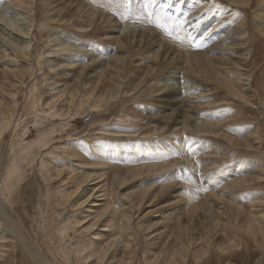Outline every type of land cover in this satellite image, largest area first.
<instances>
[{"label":"rangeland","instance_id":"obj_1","mask_svg":"<svg viewBox=\"0 0 264 264\" xmlns=\"http://www.w3.org/2000/svg\"><path fill=\"white\" fill-rule=\"evenodd\" d=\"M201 1L205 5L192 24L203 26V39L198 41V29L191 24L183 23L179 31L180 36H191L200 45L194 47L188 39L175 40L164 34L155 24L156 14L165 23L168 17L184 22V18L189 17L191 23L194 9L189 0H154L149 10L153 13L151 16L143 10L146 0H131L132 12L127 20L121 16L125 9L118 7L123 0H104L96 6L90 0H0V8L8 4L18 9L15 14H9L10 17L19 18L14 19L15 22L30 28L33 34L29 38L32 41L29 57L10 50L7 56L0 55V84L5 88L0 91V107L7 109L9 104L18 101L16 109L4 116V121L8 122L5 133H1L0 128V238L6 237L0 239L5 252L0 264H67L61 250L69 252L71 264H85L77 260L75 248L87 245L84 256L91 248L112 242L103 263L116 247L119 250L111 264H119L118 260L123 258L120 264H147L151 259L154 261H149L150 264H166L173 250L178 252L181 264H264V230L256 224V228L251 225L249 230L246 228L250 211L264 227V31L260 30V23L264 22V0H251L246 7L236 6L233 0ZM92 12H96L95 16ZM92 16L97 17L93 19ZM142 21L144 24L150 21V27L143 26ZM220 24L222 31L212 35L211 29ZM104 30H110L109 34L105 36L107 31ZM233 34H237L236 42H241L238 54H245L247 64L230 76L242 90H248V102L229 94L218 83L225 75L219 71L212 73L209 65H205L206 74L201 67L204 65L193 55L211 46L204 41L205 36H212L213 44H220L224 36ZM53 37L74 47L64 55V60L54 58L57 51L45 46ZM119 38L126 43V48ZM37 54L58 63L70 61L75 56L73 59L77 62H73L75 67L70 79L54 75L56 70H51L44 62L41 71H37ZM121 55L126 57L119 63L116 56ZM94 60L104 63L103 67L112 65L116 84L119 80L122 83L119 90H104L112 94L108 104L99 111L83 107L76 114V102L72 108L69 100L64 106L65 110L71 108L67 116L47 117L50 107L46 104L52 103L58 108L62 106L61 100L67 97L47 87L58 77V81L54 80L57 85L78 87L80 91L75 101L82 91L95 88L91 100L100 91L104 78L93 74L97 70L85 67ZM188 63L198 72L189 73L181 68ZM117 66H121L119 74ZM81 70L83 73L79 75ZM13 71L25 73L16 76ZM243 73L250 74L253 84L244 81L246 75ZM142 77L144 82L133 92L129 90L126 85L135 87ZM18 78L26 81L24 85L17 83ZM35 84L39 85L41 93L37 109L28 100L29 89ZM167 84H175V88L186 85L189 90L178 94L175 100L176 93L169 94L175 88ZM188 109L193 113L188 122L190 127L183 129V123L174 125L171 122L176 117L174 111L185 113ZM126 112L127 117L124 116ZM38 113L46 118L35 121ZM163 118L170 122L165 123ZM180 118L181 122L183 118ZM205 122L217 124L211 126L216 133L207 132ZM40 130L53 133L54 140L47 149L37 151L33 162L23 164L20 185L17 184L13 193L5 191L8 194L5 196L2 180L8 175L12 142L21 131L24 132L23 142L37 139ZM246 139L250 146L241 144ZM73 151L76 155H72ZM42 159L59 165L58 168L64 167L62 164L70 165L74 174L69 180L73 177V182L68 183L66 179L54 180L51 185L45 183L40 172ZM161 164L166 167L157 171ZM137 169L140 172L133 174ZM126 176L122 182L120 178ZM76 182L82 186L65 200L66 194L76 190ZM170 186L172 191H163ZM149 188L150 192L144 193ZM141 199L143 202L137 210L135 205ZM228 201L242 207L239 214L233 212L235 209L226 203ZM203 203L208 206L209 215L198 208ZM104 207L107 209L101 219L110 220L106 226L103 220L99 223L96 218ZM190 210L195 211L194 214ZM90 223L100 225L87 228ZM183 223L188 226L184 244L189 247L186 248L180 245L175 234L178 232L176 226ZM194 227L198 228L195 229L197 233ZM120 231L124 232L122 236ZM202 231L207 238L204 235L202 244L192 245L191 236H201ZM157 233L164 237L160 240L161 235H157L158 245L155 246H160L159 241L162 246L167 242L162 253L160 248L148 246V239ZM229 233L236 236L238 248L234 240H229ZM175 245H180L182 250L175 249ZM230 246L233 248L226 255L223 249ZM197 249L207 252L195 254ZM154 252H160V257ZM95 263V257L86 262Z\"/></svg>","mask_w":264,"mask_h":264},{"label":"bare ground","instance_id":"obj_2","mask_svg":"<svg viewBox=\"0 0 264 264\" xmlns=\"http://www.w3.org/2000/svg\"><path fill=\"white\" fill-rule=\"evenodd\" d=\"M104 1V0H103ZM103 1L102 0H90V3L91 4H94L95 6L96 5H101V4H103ZM234 1V3H235V5L236 6H249L250 5V2H251V0H233ZM111 3V2H110ZM109 3V4H110ZM134 3V2H133ZM187 3V2H186ZM190 4H192V6H191V8L192 9H194L193 11H191V17H193V18H191L190 19V21H191V23L189 22V17L188 18H184V20H185V22H184V25H188V24H191L193 27H195V28H197L198 29V32L196 33V35H199L200 34V36H196V38H198V41L200 40V39H203L202 37H203V34L205 33L204 32V29L202 28L203 26L201 25V24H192V20H194V17L196 16V14L204 7V5H205V3H203L201 0H189V5ZM10 6V5H9ZM113 8V7H112ZM112 8H110V9H112ZM104 9V8H103ZM109 9V8H108ZM115 9V8H114ZM18 10V9H17ZM17 10L16 9H13V8H11V7H8V4H7V6H3V7H1L0 8V55H1V53H3L5 56H7L8 54H10V52L9 53H7L8 52V50H10V51H14L15 53H23L25 56H27V57H29V53H28V48H29V46L32 44V41L29 39L30 37H31V35H33L31 32H30V28H28V27H25L24 25H19V21H18V24L15 22V20L14 19H16V17L13 19V17L11 16L10 17V15L9 14H12V13H16L17 12ZM114 11V10H113ZM98 12V11H97ZM19 13V12H18ZM93 13V12H92ZM94 14H96V12L95 13H93V15ZM115 14V13H114ZM262 15V14H261ZM14 16H16V15H14ZM95 16V15H94ZM94 16H92V18L93 19H95L96 17H94ZM199 16V15H198ZM89 17V16H88ZM119 17V16H118ZM92 18H90V19H92ZM108 18V17H107ZM111 18V17H110ZM257 18V17H256ZM260 18V17H259ZM20 19H21V17H20ZM90 19H89V21L88 22H90ZM152 19H153V17H152ZM17 20H19V18L18 19H16V21ZM97 20V19H96ZM101 20V19H100ZM118 20H119V18H118ZM264 20V19H263ZM49 21V20H48ZM94 21V20H93ZM93 21L90 23V25L93 23ZM98 21V20H97ZM145 22V21H144ZM149 23H151L150 21H148ZM29 23V22H28ZM97 23V22H96ZM149 23L147 24H144L143 23V21H142V25L143 26H145V27H147V28H149L150 27V25H149ZM48 25H49V23H48ZM87 25H89V23H87ZM93 25V24H92ZM82 26V25H81ZM259 26V25H258ZM192 27V28H193ZM211 27H213V26H211ZM195 28H193V29H195ZM222 28L223 27H221V24L220 25H218V26H216L214 29H211V31H212V35H215V34H217V32H220V31H222ZM260 30H262V31H264V22H262V23H260ZM104 31H107V32H105V36L106 35H108L109 34V31L110 30H104ZM156 31V30H155ZM191 31V30H190ZM196 31V30H195ZM236 31V30H235ZM193 32V31H192ZM191 32V33H192ZM233 32V31H232ZM122 33V32H121ZM157 33V32H156ZM185 33V32H184ZM230 33V32H229ZM122 34H124V33H122ZM134 34V33H133ZM158 34V33H157ZM162 35H164L163 33H161ZM238 34V33H237ZM237 34H233V35H229V37H227V35L226 36H224L225 38H223V41L220 43V44H218V43H216V44H213V42H212V36H205V39H204V41H208V44H211V46L208 48V50L207 51H204V48L201 50L202 52H196V55L195 54H193L194 55V57L196 58V60L197 61H199V63L200 64H203L204 66L206 65V66H208V68H210L212 71V73H218V71L221 73V74H224L225 76L224 77H221L218 81V83L220 84V86L221 87H224V88H226L227 89V92L229 93V94H232L233 96H234V98H236V97H238V98H240L241 100H243L244 102H248L249 100L247 99L248 97H246L247 95H248V90H242L239 86H238V84L234 81V78H231V76L230 75H235V73H236V71L239 69V67L240 66H243L245 63H246V59H247V57H245V54H238L239 53V48H241V46H240V44H241V42L238 44L237 42H236V39H235V35H237ZM135 35V34H134ZM156 34H154V36H155ZM124 36V35H123ZM125 36H126V34H125ZM157 36V35H156ZM119 37H121V36H119ZM142 37V36H141ZM164 37V36H163ZM60 39V38H59ZM58 38H51V39H49L46 43H45V46H48L49 47V50H52V49H54V50H56L57 51V53L56 54H58L57 56H55L54 58H56V59H59V60H64L65 58V56L64 55H66L67 53H69L74 47L72 46V44L71 43H67V42H65V41H63V40H59ZM240 39V38H239ZM123 39L122 38H119V42L120 41H122ZM225 40V41H224ZM58 41V42H57ZM202 41V40H201ZM227 41H230V43H225V42H227ZM238 41V40H237ZM55 42V44H53V43ZM57 42V43H56ZM123 42V41H122ZM121 42V43H122ZM163 42V41H162ZM200 42V41H199ZM247 42V41H246ZM121 43H120V45H121ZM243 43H245V42H243ZM119 44V43H118ZM123 44V46H125L124 44H126V43H122ZM226 44H229V46H226ZM246 44V43H245ZM244 45V44H243ZM79 46V45H78ZM127 46V45H126ZM126 46H125V48H126ZM182 46V45H181ZM122 47V46H121ZM183 48V47H182ZM47 49V48H46ZM78 49V48H77ZM186 49V48H185ZM209 49H212V51L211 50H209ZM186 50H188V49H186ZM183 51H185V50H183ZM13 52V53H14ZM14 53V54H15ZM237 54V55H236ZM38 55V54H37ZM154 55V54H153ZM156 56V55H155ZM247 56V55H246ZM75 56H72L71 57V60L69 61V60H65V61H63V62H61V63H58L57 61L55 62V60H51V59H48V58H50V57H44L42 54L41 55H38L37 56V58H36V62H37V65H38V68L39 69H37V71L39 70V71H41V66H42V64H43V62L46 64V66H48L49 65V67L48 68H50L51 70H56V73L54 74V75H60V77L61 76H65V79H70L69 78V76L70 75H72V74H70L71 73V71H73V68L75 67V64L73 63V62H77V60L76 59H73ZM117 57V58H116ZM116 57H114V58H116V60H117V62H124L125 61V57L126 56H116ZM76 58H78V59H80V57H76ZM188 58V57H187ZM195 58H194V62H195ZM193 60V59H192ZM15 61V60H14ZM19 62H20V60H18ZM196 61V62H197ZM95 62H98V63H100L99 61H96V60H94L91 64H90V66L89 65H86L85 67H86V69H88L89 67H90V69H91V71L93 70H97L95 73H93L94 75H96V74H99L98 76H99V78H104L103 79V81H102V85H101V87H100V91L92 98V100H91V97H92V95H93V93H94V89L95 88H92V90H90L89 92H83L82 91V94L81 95H79L78 97H80V98H78L77 99V101H75V99H76V97H77V95L79 94V89H78V87L77 88H74V86H72V85H70V84H61L60 86L59 85H57V82H55V81H58V80H56V79H58V78H56V79H54L53 80V82H51V83H48V86L47 87H49V89L50 90H57L58 91V93H61L62 95H67V97H66V99H63V100H61L63 103H62V106L61 107H58V108H55V105L54 104H52V103H47L46 104V107L47 108H49L50 107V109L47 111V112H49L48 113V115H47V117L48 116H58V117H65V116H67L68 114H69V112L71 111V108H69V109H67V110H65L64 109V106L65 105H67V102L69 101V100H71V101H69V104L71 105V107H72V105H75L74 104V102H76V114H78L79 113V110L81 109V108H83V107H87L86 108V110H88L89 108L91 109V111H99V109L100 108H102L103 107V105L104 104H108V100L110 99V97L112 96V94H111V92L109 91L110 89L112 90L113 89V91L115 90V89H117L118 88V90L121 88V80H119L117 83L118 84H116V81H117V79H115V77H117L116 75H114V74H112L111 72H113V71H115V70H113L112 69V65H108L107 67H103V65H104V63H100L99 65H96L97 63H95ZM186 62V61H185ZM16 63V62H15ZM47 63H48V65H47ZM190 63H193V61H191ZM190 63H188V64H186V66H184V67H181V68H183V70H185V71H188L189 73L191 72V73H193V72H198V70L196 69H193V68H191L190 67ZM95 64V65H94ZM247 64V63H246ZM102 65V66H101ZM116 65V64H115ZM204 66H201V67H203V69H204V72H205V70L207 69V67L205 66V68H204ZM150 68V67H149ZM116 69V72L119 74L121 71H120V69H121V66L120 67H116L115 68ZM202 70V69H201ZM28 71H29V69H28ZM58 71V72H57ZM83 70H81L80 72H79V75H81L83 72H82ZM148 71V70H147ZM207 71V70H206ZM210 71V70H209ZM234 71V72H233ZM188 72H186V73H188ZM231 72H233L232 74H231ZM24 73H25V71H13V74L14 75H16V76H18V75H24ZM87 73H89V72H87ZM146 73V72H145ZM206 74H208V71L207 72H205ZM219 73V74H220ZM34 74V73H33ZM102 74V75H101ZM220 74V75H221ZM7 75H10V74H7ZM30 75H32V74H30ZM30 75H28V76H30ZM78 75V76H79ZM104 75H105V77H104ZM146 75V74H145ZM242 75H246V77L244 78V81L245 82H250L251 81V83L253 84V80L251 79V77H249V73H247V74H242ZM248 75V76H247ZM87 77H90V76H87ZM214 77V76H213ZM212 77V78H213ZM218 77V76H217ZM52 78V77H51ZM78 78V77H77ZM76 78V79H77ZM19 80H16L17 81V83H21V85H24V83L26 82V81H24V79L23 78H18ZM106 79H108V81L109 82H106ZM215 79V78H214ZM237 79V78H236ZM144 80H145V78L144 77H142V79H140V81L135 85V87H132V86H128V85H126L128 88H129V90H132V92L134 91V90H136L143 82H144ZM59 81H61V80H59ZM111 82V83H110ZM66 83V82H65ZM75 83H76V81H75ZM75 83H74V85H75ZM184 83V82H183ZM182 84V83H181ZM187 85H189V84H187ZM245 85H247V83H245ZM167 86H169L170 88H175V84H167ZM11 88H12V86H11ZM184 88V87H183ZM183 88H180V86L179 87H177V88H175V89H171L170 90V92H169V94L170 93H176V95L174 96L175 97V100H177L176 98H178L179 97V95L178 94H180V93H182V92H184L185 90H189V88H188V86H186L185 85V88L183 89ZM28 89V88H27ZM106 89H109V90H107L108 92L106 93L105 91H106ZM163 89H164V87H163ZM191 89V88H190ZM5 90V88H4V86L2 85L1 86V84H0V91H4ZM105 90V91H104ZM128 90V91H129ZM157 90H159V89H157ZM157 90H155V91H157ZM40 91V87H39V85H37V84H35L34 86H33V88H31L30 87V89H29V94H28V100H29V104H31V106L32 107H34L35 109H37V107H38V105L40 104V101H41V93L39 92ZM226 91V90H225ZM105 92V93H104ZM122 93H123V91H122ZM183 94V93H182ZM258 96H259V94H258ZM55 98V97H54ZM20 102V101H19ZM53 102H54V100H53ZM17 103H18V101H15L14 103H13V105L12 104H9L8 106H9V108H7V109H3L2 108V106L0 107V128H1V133H5V131H6V129L8 128V122L7 121H4V116H7V114H10L11 112H12V109H16V107H17ZM50 104V105H49ZM43 105H45V104H43ZM106 107V106H105ZM73 108V107H72ZM55 109V110H54ZM75 109V108H74ZM54 110V112H52ZM73 110V109H72ZM74 111V110H73ZM192 112V110H187V112H185V113H183L184 111H174V113L173 114H175L176 115V117L171 121L174 125H178V124H180V123H183V129H184V127H185V129H186V127H190V125L188 124V122L190 121V120H192L191 118L193 117V113H191ZM43 112L44 111H41V113L43 114ZM46 112V113H47ZM75 112V111H74ZM124 116L125 117H127L128 116V113L126 112L125 114H124ZM71 117H73V116H71ZM130 117V116H129ZM136 117V116H135ZM183 118L182 119V121L180 122V120H179V118ZM39 118H46L45 116H43V115H40V113H38L37 114V116H36V120L35 121H37V119H39ZM132 118V117H131ZM180 118V119H181ZM48 119V118H47ZM152 119V118H151ZM156 120V119H155ZM34 121V120H33ZM162 121H165V123H169L170 122V119H162ZM33 123V122H32ZM162 123V122H161ZM204 123V122H203ZM36 124V123H35ZM204 125V124H203ZM205 125H206V127H205V129L207 130V132H215L216 133V129H213V128H211V126L212 125H215V126H218L217 124H213V123H210V122H205ZM203 127V128H204ZM178 128V127H177ZM40 132V134H39V136H38V138L37 139H34V140H32V141H28V142H23V140H24V138H23V135H24V132L23 131H21L19 134H18V136H17V139L16 140H14L13 142H12V154H11V157L9 158V168H7V170H8V175L2 180L3 181V186H2V191L4 192V195L6 196V194L7 193H11L12 191H16V189H15V187L17 186V184H19L20 185V181L22 180V177H23V164L25 163V162H27V163H30V162H33V160L35 159V157H36V153H37V151L39 150V151H43V150H45V149H47L48 147H49V145H50V143L52 142V140H54V136H53V133H46L44 130H40L39 131ZM118 132V131H117ZM116 132V133H117ZM105 133H107V132H105ZM109 133V132H108ZM255 133V132H254ZM252 135V134H251ZM174 143V142H173ZM234 143L235 144H238V142L237 141H234ZM241 144H243V145H245V146H250L251 145V143H250V141H248L247 139L246 140H244V141H241ZM66 146V145H65ZM62 147V146H61ZM67 147V146H66ZM65 147V148H66ZM41 149V150H40ZM67 150V149H66ZM95 150V149H94ZM56 152V151H55ZM65 152V151H64ZM67 153L69 152V151H66ZM75 152L73 151V153H72V155H76V154H74ZM46 156V155H45ZM58 158H60V156L58 157ZM65 158V157H64ZM139 160V159H138ZM80 161V160H79ZM61 162V161H60ZM67 163V162H66ZM62 165H64V167H61V168H58V166L59 165H53L50 161H46L45 159H42L41 160V163H40V172L42 173V175H41V177H42V179H43V181L46 183V182H48V184L49 185H51L52 184V181H57L58 180V182H62V181H64V180H68V183H72L73 182V177H72V180H69L70 178H71V176L70 175H72V173H73V171H74V169L70 166V165H68V164H62ZM148 165V164H147ZM150 165V164H149ZM155 165H157V164H155ZM164 164H161V166H158L156 169H157V171L159 170V169H164V167H166V166H163ZM153 166V165H152ZM8 167V166H7ZM147 167V166H146ZM149 167H151V166H149ZM156 167V166H155ZM168 167V166H167ZM151 168H149L148 170H150ZM155 169V170H156ZM160 171V170H159ZM138 172H140V169L138 170H135V172H133V174H138ZM74 174V173H73ZM64 175V176H63ZM264 175V174H263ZM262 175V176H263ZM70 176V177H69ZM133 176V175H132ZM128 177H129V175H128ZM205 177V176H204ZM127 178V176L126 177H123V178H120L121 179V181L123 182L125 179ZM251 179V178H250ZM244 180H245V178H244ZM125 182V181H124ZM233 182V181H232ZM1 184V185H2ZM75 184V183H74ZM76 190H74V192L73 193H69V194H66L65 195V200L67 199H69L71 196H73L74 194H76V192L80 189V187L82 186V184L81 183H79V182H76ZM47 186V185H46ZM48 188V187H47ZM172 189V187L170 186V187H166V188H163V191L164 192H167V191H169V190H171ZM150 188L149 189H145V191H144V193H146V192H150ZM213 190V189H212ZM7 193H6V192ZM161 192H162V190H160ZM172 191V190H171ZM56 192V191H55ZM13 193V192H12ZM15 193V192H14ZM213 193V192H212ZM57 194H58V192H57ZM213 195H215V193H213ZM7 196H8V194H7ZM63 195L61 194V197H62ZM9 198H11V197H9ZM228 198H229V196H228ZM7 199V198H6ZM263 199H264V197H263ZM108 200V199H107ZM216 201V200H215ZM264 201V200H263ZM142 202H143V200L141 199V200H139V202H138V205H135L136 206V209L138 210L139 209V207L141 206V204H142ZM222 202V201H221ZM261 202H262V200H261ZM229 206H231L233 209H235V211L237 210L238 212H235V211H233L235 214H239L240 213V211L242 210V207L240 206H236L235 204H231V202H226ZM206 204H201L198 208H201L202 209V211L205 213V215H209V213L210 212H208V206H205ZM227 205V206H228ZM226 206V205H225ZM228 206V207H229ZM194 207V206H193ZM107 208H103L102 210H101V212H99L97 215H96V218L98 219L99 218V223L101 222V220H103L104 221V223L103 224H105V226L107 225L106 223L109 221L110 222V220H107L106 218H103V219H101V217L104 215V212H105V210H106ZM228 209H230V208H228ZM192 210H190V212H191ZM189 212V211H188ZM189 212V213H190ZM194 212L195 211H192V213L194 214ZM247 214V213H246ZM254 214V213H253ZM246 216V215H245ZM245 216H244V218H245ZM248 227H246L248 230H249V226L251 225L252 227H255L254 225L256 224L258 227H259V229L260 230H264V227H262V226H260V224H261V220L259 219V218H257L255 215H252V212L250 211V212H248ZM191 217V216H190ZM191 219H193V218H191ZM178 220H180V219H178ZM108 222V223H109ZM179 222V221H178ZM99 223H90L88 226H87V228L88 227H94L95 225H97V224H99ZM179 223H181V221L179 222ZM229 223V222H228ZM100 225V224H99ZM247 225V224H246ZM104 226V225H103ZM121 227V230H123L124 229V224H122V225H120ZM228 226V225H227ZM231 226V225H230ZM245 226V225H244ZM116 227V226H115ZM176 228L178 229V232H176L175 234H176V237H177V239H178V241H179V243H180V245H182V247H184V248H186V247H189V245L187 244V245H185L184 244V242H185V239H186V233H185V231L188 229V226L185 224V223H183L182 225H180V224H178L177 226H176ZM197 227H194V229H193V231L196 229ZM246 228H245V230H246ZM256 228V227H255ZM64 229V228H63ZM98 229V228H97ZM254 228H252V230H253ZM258 229V228H257ZM197 230H198V228H197ZM250 230H251V228H250ZM65 231L66 230H64V233H65ZM63 232V231H62ZM154 232V231H153ZM195 232L197 233V231L195 230ZM264 232V231H263ZM63 233V234H64ZM151 233V232H150ZM201 233V236H200V234H199V236H194V235H192L191 236V240L193 241L192 242V245H195V244H199V243H201V241H203L205 238H207L206 237V235H205V233H204V231H202V232H200ZM58 234H60V233H58ZM119 234H121V236L124 234V232L123 231H120V233ZM197 234V235H198ZM155 235V236H154ZM153 236H149L147 239L150 241L149 242V248H151V249H156V250H158V248H160L159 249V251L162 253L163 252V247L165 246V244L167 243H165V244H163V246L161 245V242L159 241V245L160 246H155V245H158V237H157V235H161L160 233H157V234H154ZM204 235H205V238H204ZM209 236V235H208ZM228 236V238H229V240H234L235 241V247H237L238 246V244H236V236H234L233 234H230L229 233V235H227ZM51 237V236H50ZM163 235H161V236H159V239L160 240H162L163 239ZM6 237L5 236H2L0 239H5ZM124 239V238H123ZM191 240H189V241H191ZM240 240V239H239ZM243 240V239H242ZM50 243V242H49ZM53 244V243H52ZM112 245H113V242L111 243ZM111 244H105V245H101V246H98L97 248H91V250L89 251V253H86L84 256H82V254H83V251L84 250H86V248H87V245H82V246H79V247H77V248H75L74 249V254H76V255H78V258H77V260L79 261V262H82V263H85L86 264V262H87V260L89 259V258H91V257H95V260H97V263H95V264H111V263H113L114 262V257L117 255L116 253L118 252V248H113L112 250H111V252H110V254H109V256H108V258H107V260L103 263V260H104V258H105V256L107 255V253H108V251L110 250V248H111ZM202 244V243H201ZM240 244V243H239ZM180 245H175V249H179L180 248ZM127 246H130V244H127ZM2 247V244L0 245V259L4 256V250L1 248ZM60 247V246H59ZM135 246L134 245H132V249L134 248ZM51 248V247H50ZM232 246H230V247H227V248H224L223 249V252H226V255H227V252H230V250H232ZM238 248V247H237ZM63 249V248H62ZM180 250H182L181 248H180ZM55 251H56V249H55ZM62 251V253L63 254H61V256L63 257V260L65 261V263H70V261H71V257H70V254H69V252L67 251V252H65V251H63V250H61ZM54 252V251H53ZM53 252L51 253V254H53ZM160 252H154L155 254L156 253H159V254H157V257H160ZM198 252H203V253H205V252H207L206 250H204V251H201V250H194V253L195 254H197ZM233 252V251H232ZM57 252H55V254H56ZM57 255V254H56ZM55 255V256H56ZM154 255V254H153ZM246 256V255H245ZM156 257V258H157ZM58 258V257H57ZM60 258V257H59ZM201 259V258H200ZM200 259H199V261H200ZM264 259V258H263ZM124 260V258L123 259H119L118 261H119V264L120 263H122V261ZM178 259V252H176V250H173V255L171 256V258H169V260H167L166 261V264H177L178 262L180 263L181 261ZM210 260V259H209ZM208 260V261H209ZM149 261H154V260H149ZM147 262V264H150V262ZM207 261V262H208ZM71 264V263H70ZM181 264V263H180Z\"/></svg>","mask_w":264,"mask_h":264},{"label":"snow or ice","instance_id":"obj_3","mask_svg":"<svg viewBox=\"0 0 264 264\" xmlns=\"http://www.w3.org/2000/svg\"><path fill=\"white\" fill-rule=\"evenodd\" d=\"M154 3V0H146V2L143 4V10L148 13L150 16L153 14L149 10L152 8V4ZM118 7H123L125 9V13H121V16L123 19H128V14L132 12V4L131 0H123L122 3L118 5ZM139 19V17H137ZM168 22H162V19L159 14H156V27L158 29H161L162 32L170 37H172L175 40L183 41L184 39H188L189 43H191L194 47H200V45H197L193 38L191 36L183 37L179 35V31L182 28V25L184 21L177 20L173 17L167 18ZM177 32V35L173 36V31Z\"/></svg>","mask_w":264,"mask_h":264}]
</instances>
